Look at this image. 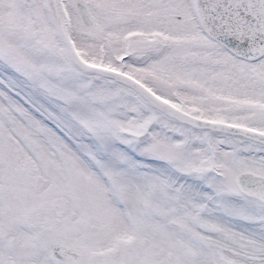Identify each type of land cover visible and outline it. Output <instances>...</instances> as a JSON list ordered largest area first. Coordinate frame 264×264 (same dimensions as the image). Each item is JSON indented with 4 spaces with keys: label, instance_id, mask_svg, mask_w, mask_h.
Masks as SVG:
<instances>
[{
    "label": "snow or ice",
    "instance_id": "snow-or-ice-1",
    "mask_svg": "<svg viewBox=\"0 0 264 264\" xmlns=\"http://www.w3.org/2000/svg\"><path fill=\"white\" fill-rule=\"evenodd\" d=\"M0 264H264V0H0Z\"/></svg>",
    "mask_w": 264,
    "mask_h": 264
}]
</instances>
